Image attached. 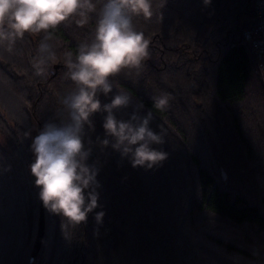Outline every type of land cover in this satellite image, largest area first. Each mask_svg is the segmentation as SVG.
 I'll return each mask as SVG.
<instances>
[{
    "label": "trees",
    "instance_id": "obj_1",
    "mask_svg": "<svg viewBox=\"0 0 264 264\" xmlns=\"http://www.w3.org/2000/svg\"><path fill=\"white\" fill-rule=\"evenodd\" d=\"M256 24L255 0H0V264H264Z\"/></svg>",
    "mask_w": 264,
    "mask_h": 264
},
{
    "label": "built area",
    "instance_id": "obj_2",
    "mask_svg": "<svg viewBox=\"0 0 264 264\" xmlns=\"http://www.w3.org/2000/svg\"><path fill=\"white\" fill-rule=\"evenodd\" d=\"M256 26L246 33V39L255 53L257 67L264 78V0H255Z\"/></svg>",
    "mask_w": 264,
    "mask_h": 264
},
{
    "label": "rangeland",
    "instance_id": "obj_3",
    "mask_svg": "<svg viewBox=\"0 0 264 264\" xmlns=\"http://www.w3.org/2000/svg\"><path fill=\"white\" fill-rule=\"evenodd\" d=\"M41 133H39L36 129L32 130L31 136H32V147L35 156L38 155L39 152V145L41 141ZM0 142L2 145L6 144V138L0 134Z\"/></svg>",
    "mask_w": 264,
    "mask_h": 264
},
{
    "label": "water",
    "instance_id": "obj_4",
    "mask_svg": "<svg viewBox=\"0 0 264 264\" xmlns=\"http://www.w3.org/2000/svg\"><path fill=\"white\" fill-rule=\"evenodd\" d=\"M44 229H45V220H44V213H41V218H40V224H39V231L37 235V239L35 242V247H34V257L38 254V251L40 249L43 237H44Z\"/></svg>",
    "mask_w": 264,
    "mask_h": 264
}]
</instances>
